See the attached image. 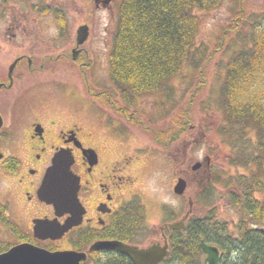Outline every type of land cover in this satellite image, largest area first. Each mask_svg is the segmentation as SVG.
I'll return each instance as SVG.
<instances>
[{
    "label": "flooded vegetation",
    "instance_id": "1",
    "mask_svg": "<svg viewBox=\"0 0 264 264\" xmlns=\"http://www.w3.org/2000/svg\"><path fill=\"white\" fill-rule=\"evenodd\" d=\"M120 2L0 0V255L29 244L50 252L86 253L79 264H124L123 258L134 264L118 249L91 248L99 241L142 249L168 242L171 250L175 232L185 231L190 220L205 215L198 214L197 202L209 189L220 154L216 152L213 159L207 151L194 165L193 158L186 164L176 157L187 155V150H174L180 146L177 140L155 151L172 159L176 167L177 161L184 166L177 168L174 182L184 178L187 190L196 184L189 197L193 207L187 226L178 230L169 225L183 219L190 207L181 217L171 213L153 225L146 213L142 229L138 232L135 226L142 214L132 210V203L142 196L136 191L139 169L149 166V139L133 133L121 115L128 111L125 106L111 100L106 107L99 99L110 100L106 59ZM130 111L132 118L135 109ZM132 139L142 145L125 150ZM61 150L74 158L71 171L79 182L82 220L61 239L43 240L36 236L37 221L64 224L71 217L58 216L56 207L39 197L44 177ZM196 164L200 165L194 168ZM230 193L228 189L229 200Z\"/></svg>",
    "mask_w": 264,
    "mask_h": 264
},
{
    "label": "trees",
    "instance_id": "2",
    "mask_svg": "<svg viewBox=\"0 0 264 264\" xmlns=\"http://www.w3.org/2000/svg\"><path fill=\"white\" fill-rule=\"evenodd\" d=\"M223 1L121 0L109 54L110 100L103 96L100 102L108 107L111 100H117L128 110L121 115L141 126L139 101L160 97V107L165 109L167 102H173L174 80L186 67L191 68L198 74L192 100L181 109L179 104L173 105L179 110L177 116L172 110L162 114L160 119L170 123L163 129L153 128L157 125L151 118L144 128L153 131L163 146L179 140L192 123L187 108L206 85V66L213 55L197 42L199 13L219 7ZM245 19L244 7L234 12L213 53L224 50ZM242 41L245 46L233 52L218 91L221 122L217 133L230 148L226 156L229 166L243 173L230 175L217 166L209 189L198 198L201 208L212 209L190 220L185 231L175 232L171 255L163 264H204L201 240L220 249V264H264V26L253 31L251 40ZM132 108L137 116L131 118ZM218 184L231 190L229 204L238 210L233 230L217 216L214 191ZM132 204V210L142 214L135 225L139 232L146 207L138 198Z\"/></svg>",
    "mask_w": 264,
    "mask_h": 264
},
{
    "label": "rangeland",
    "instance_id": "3",
    "mask_svg": "<svg viewBox=\"0 0 264 264\" xmlns=\"http://www.w3.org/2000/svg\"><path fill=\"white\" fill-rule=\"evenodd\" d=\"M241 7L245 9L246 19L245 24L239 29V34L233 35V38L232 36L229 37L224 50L213 53L225 27L234 17V12ZM199 16L201 25L197 42L213 55L206 66V85L203 86L200 94L197 93L194 103H191L187 108L190 111L192 123L188 125L186 132L178 140L177 144L180 145L179 148H174V150H187L186 156L176 154V157L181 162L187 161L186 164L193 158V165L196 159L201 160L205 152L208 151L213 159L216 157L215 153L218 152L220 160L217 162V166L220 172H227L230 175L236 174L238 171L243 173V170H236L229 166L226 156H228L230 148L222 143L221 136L217 133V127L221 122L218 91L225 77L226 65L233 52L245 46L242 39L251 40L253 31L257 27L261 28L264 26V0H243L241 2L239 0H224L221 6L206 12H200ZM105 71L108 82V86L106 87H111L109 57L106 59ZM195 77L197 78L198 74H195L191 68L186 67L182 74L174 80V92L171 98L173 102H167L165 109H162L160 107V97L143 99L138 105L141 115V117H139L140 115L138 116V119L144 124L140 126L128 121L133 129V133H136L138 137L146 136L149 139V166L139 169L140 189L136 191V193L142 194L139 197L146 206L147 214L149 213V225L158 223L161 217L166 220L169 218L168 214L171 213L175 217H181L189 208V197L194 195L195 183L191 184L183 196H178L174 193V185L176 184L174 182L175 175L177 174V170H182L184 166L177 161L178 167H176L172 159L169 160L160 155L158 151H155L163 150V144H159L160 142H158L156 134L153 131L146 132L144 128L149 127V118L153 119L155 121L153 123L157 125L153 128L163 129L167 124H170L169 119L165 122L160 119L162 114H165L167 110H172L173 114H175L179 111L178 109L187 106L188 102L192 100L191 94L197 88V85H195L196 79L194 80ZM174 104H179L178 106H180L176 111L174 110L175 107H173ZM177 115L178 113L175 116ZM173 120L175 122V118H172ZM89 126H93L91 118ZM122 131H125L124 127ZM136 140L132 139L129 147L125 150H133V147L136 145H142V142ZM196 140L199 141L194 144L193 142H196ZM169 145L173 144L169 143ZM164 147L166 148V144H164ZM172 148L167 149L172 150ZM214 193H216L217 216L229 222L230 229L233 230L234 224L238 219V210L229 205L228 189L223 184H218ZM197 203V208L199 207L201 212L197 210L198 214L212 209V206L208 207V209L201 208V204ZM205 257L206 255H204L203 259Z\"/></svg>",
    "mask_w": 264,
    "mask_h": 264
},
{
    "label": "water",
    "instance_id": "4",
    "mask_svg": "<svg viewBox=\"0 0 264 264\" xmlns=\"http://www.w3.org/2000/svg\"><path fill=\"white\" fill-rule=\"evenodd\" d=\"M74 158L70 151L61 150L56 154L52 166L48 169L42 186L39 190V197L42 201L53 204L57 209L58 216L70 213L64 224L59 221L39 220L36 222V236L40 239H61L70 229L81 223L82 206L78 199L79 182L71 171ZM200 164H196L197 168ZM188 184L184 178H180L174 187V193L183 195ZM189 210L180 221L170 224V229L182 230L186 228L185 220L192 211L193 201L189 200ZM200 248L206 255L205 264H220L222 254L220 249L201 240ZM118 249L127 254L134 264H160L170 256L168 242L164 246L153 244L148 248H140L135 245H128L120 241H99L92 248ZM86 258V253L76 251L50 252L45 249L29 244L19 245L8 253L0 255V264H79Z\"/></svg>",
    "mask_w": 264,
    "mask_h": 264
}]
</instances>
